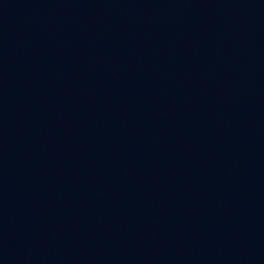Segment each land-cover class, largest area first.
<instances>
[{
  "label": "water",
  "instance_id": "1",
  "mask_svg": "<svg viewBox=\"0 0 264 264\" xmlns=\"http://www.w3.org/2000/svg\"><path fill=\"white\" fill-rule=\"evenodd\" d=\"M0 264H264V0H0Z\"/></svg>",
  "mask_w": 264,
  "mask_h": 264
}]
</instances>
